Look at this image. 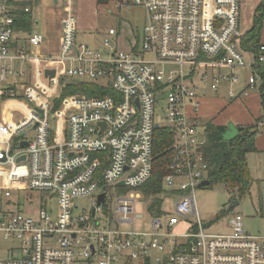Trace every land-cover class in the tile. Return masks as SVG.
Instances as JSON below:
<instances>
[{
  "label": "built area",
  "instance_id": "obj_1",
  "mask_svg": "<svg viewBox=\"0 0 264 264\" xmlns=\"http://www.w3.org/2000/svg\"><path fill=\"white\" fill-rule=\"evenodd\" d=\"M10 1L0 0V105L15 100L28 111L6 121L0 112V239L13 243L0 264H264V235L247 233L238 218L229 232H204L194 199L209 166L189 77L199 73L207 83V68L247 67L253 88L264 67V43L252 61L239 47V0H116L121 8L142 7L146 23L140 41L125 50L113 47L117 32L110 28L103 51L77 42L72 0H65L59 52L48 57L19 49ZM21 38L32 47L44 42L38 32ZM50 69L55 75L45 76ZM7 75L14 80L3 88ZM65 76L99 82L114 94L67 95L52 110ZM224 79L238 82L233 74L216 75L211 89ZM158 100L166 105L162 125ZM158 126L175 133L173 159L160 203L146 196L150 227L140 230L138 187L152 174ZM84 197L91 198L89 209L75 203Z\"/></svg>",
  "mask_w": 264,
  "mask_h": 264
},
{
  "label": "rangeland",
  "instance_id": "obj_2",
  "mask_svg": "<svg viewBox=\"0 0 264 264\" xmlns=\"http://www.w3.org/2000/svg\"><path fill=\"white\" fill-rule=\"evenodd\" d=\"M259 0H239L241 29L244 30L251 26V17L254 12L255 5ZM26 7L31 10V16L34 23L32 32L35 30L43 31L47 27V22L58 18L59 13L65 9L62 0L55 3L54 0H38L32 2ZM72 7L76 16L77 41H83L91 44V47L97 46L103 51V41L108 37L110 28H114L117 36L110 37L114 48L127 49L131 47L134 41L139 42L143 26L145 25V13L142 7L117 6L116 0H111L106 4H97L96 0H73ZM37 21V22H36ZM18 32V31H17ZM20 32V31H19ZM18 32V35H19ZM15 37V36H14ZM16 38V37H15ZM230 68L220 69L221 74L229 73ZM235 73L240 76H246L248 70L236 69ZM13 77L7 75L1 82V86L6 88L8 84L13 82ZM225 86V85H224ZM223 90H224V87ZM221 87V88H222ZM236 88V87H234ZM166 105L158 100L155 105V111L160 115L156 120L162 125ZM21 115L14 114V120H19ZM33 130L28 129V136L33 135ZM252 165V163H251ZM253 166V165H252ZM3 173L0 174V195H3ZM250 187L243 195L236 190H229L221 182L204 185L197 188L194 199L196 201V210L201 221V227L204 232L220 233L231 231V220L238 218L242 223L243 229L247 233L264 235V180L255 176H251ZM20 188V187H19ZM121 191L128 192V188L118 187ZM18 188L11 189L16 192ZM18 191V190H17ZM140 198L137 202V210L142 213L144 219L136 221L135 227L140 230H148L150 227V212L146 204V195L140 192ZM15 194V193H14ZM32 197H37V193H30ZM238 200L237 204L231 207V203ZM80 206L87 209L91 207V198L84 197L75 200ZM51 206L56 209V199L51 202ZM79 213V211H77ZM173 214V213H170ZM196 222L194 217L192 222ZM198 230V228H197ZM13 243L0 239V256H5L4 250L10 248ZM154 256H160L159 252H153Z\"/></svg>",
  "mask_w": 264,
  "mask_h": 264
},
{
  "label": "trees",
  "instance_id": "obj_3",
  "mask_svg": "<svg viewBox=\"0 0 264 264\" xmlns=\"http://www.w3.org/2000/svg\"><path fill=\"white\" fill-rule=\"evenodd\" d=\"M111 0H96L97 4H106ZM31 0L10 1L16 6L14 12L13 28L22 34H29L32 31V18L30 11L23 10ZM252 24L245 30L240 39L239 47L244 52L257 56L260 46V29L264 22V0H259L252 14ZM260 83V94L262 109H264V67L258 69ZM61 90L54 98L52 110L60 107L63 98L67 95L84 94L88 97H103L114 94L112 88L102 86L99 82H79L70 77L60 79ZM205 139L202 154L208 162V179L210 184L221 182L229 190H236L243 195L249 190L251 175L247 165V155L256 150L254 145L255 125L238 126V134L232 141L222 140V133L225 127L205 124ZM175 133L164 126H158L153 135L152 147V174L148 180L138 187L144 195L152 197L155 204L160 203L157 195L161 192L163 177L169 172L168 165L173 159V143Z\"/></svg>",
  "mask_w": 264,
  "mask_h": 264
},
{
  "label": "crops",
  "instance_id": "obj_4",
  "mask_svg": "<svg viewBox=\"0 0 264 264\" xmlns=\"http://www.w3.org/2000/svg\"><path fill=\"white\" fill-rule=\"evenodd\" d=\"M31 1L38 2V0ZM54 2L58 3L60 0H54ZM62 2L65 4V0H62ZM63 12L64 11L62 10L58 15L57 20H52L51 24L50 22H47V27L43 31L34 29L33 32L31 31V33H29L33 34L34 32H38L43 35L44 42L39 46L32 47L28 45L27 41L22 40L21 38L23 34L19 32V49L22 48L33 56L38 55L40 57H48L50 55H57L61 41L60 19L63 16ZM32 23H34L33 20ZM249 27L250 26L244 30L241 29L242 33H244ZM259 34L260 42L264 43V22ZM89 45L91 46V44ZM254 57L255 56L252 53L244 52V58L247 61H252ZM223 68L226 67L207 68V83L200 80L199 73L189 77L188 81L194 86L196 94L200 99L197 108L198 123L202 128H205L204 124L206 122H210L212 125L222 126L226 129L228 128L229 123H233L237 127L255 125L256 133L254 135V145L256 150L248 153L247 165L252 177L255 176L264 180V109H262L261 94L259 91L261 80L257 81L253 88H250L248 77L252 71L249 68H233L229 69V73L221 74L219 71ZM236 69L248 70V73L246 76L242 77L235 73ZM231 74L237 77L238 82L232 83L231 81L224 79L218 83L216 89H211L210 82L213 77L216 75L229 77ZM222 85H225L224 90ZM231 91L232 95H229ZM27 111L28 107L24 103L15 100H6L0 105V112L5 121L14 120L15 113H18L22 117Z\"/></svg>",
  "mask_w": 264,
  "mask_h": 264
},
{
  "label": "water",
  "instance_id": "obj_5",
  "mask_svg": "<svg viewBox=\"0 0 264 264\" xmlns=\"http://www.w3.org/2000/svg\"><path fill=\"white\" fill-rule=\"evenodd\" d=\"M53 76L55 75V70L54 69H50V70H46L45 71V76ZM38 111L41 112L40 109H37ZM157 126V125H156ZM24 132H22L23 134ZM238 134V128L237 126H235L233 123H229L228 124V128L222 133V140H225V141H232L233 138ZM27 144V141L26 140H22V142L20 143V145H26ZM25 158V155L22 154V156L18 157L17 158V161H22V159ZM122 184V183H121ZM210 184V180L209 179H203V181H201L199 183V187H204V185H209ZM102 199V195L99 196V200ZM238 203V200H234V202L231 203V207L234 206V204H237Z\"/></svg>",
  "mask_w": 264,
  "mask_h": 264
}]
</instances>
